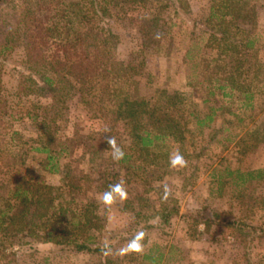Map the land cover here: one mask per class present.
<instances>
[{
    "label": "trees",
    "instance_id": "trees-1",
    "mask_svg": "<svg viewBox=\"0 0 264 264\" xmlns=\"http://www.w3.org/2000/svg\"><path fill=\"white\" fill-rule=\"evenodd\" d=\"M7 2L0 0V254L35 244L101 253L107 245H97V233L104 215L89 193L115 191L121 176L140 182L146 193L162 189L153 183L167 175L172 149L177 146L179 156L184 154L188 137L195 135L191 126L203 135L221 113L230 114L231 129H238L226 130L224 144L247 152L264 143L257 0H207L205 15L189 18L198 33L183 55L189 68L185 87L191 91L154 88L148 96L140 92L141 67L114 59L119 36L110 21L127 20L148 55H170L176 49L175 22L164 20L163 11L173 4L177 15H190L186 0H33L20 14L6 12ZM18 46L25 54V78L47 95L58 117L74 101L105 127L63 140L23 141L8 120L1 67ZM77 147L79 159L88 157V171L75 166L79 159L72 150ZM33 153L43 155L38 169L26 166ZM66 156L71 159L62 163ZM228 173L240 189L261 178L264 169ZM47 174H60L58 184H49ZM138 202L134 216L144 223L142 230L166 225L179 212L162 198L157 206L145 197ZM212 213L221 229L243 245L245 256L256 238H264V226L247 221L254 211L239 219ZM154 247L142 259L160 264L164 255Z\"/></svg>",
    "mask_w": 264,
    "mask_h": 264
},
{
    "label": "rangeland",
    "instance_id": "rangeland-1",
    "mask_svg": "<svg viewBox=\"0 0 264 264\" xmlns=\"http://www.w3.org/2000/svg\"><path fill=\"white\" fill-rule=\"evenodd\" d=\"M186 2L185 8L190 15H177L173 4L163 11L164 20L175 22L176 49L170 55H148L141 51L139 34L127 20L110 21L111 29L119 36L114 59L141 67L137 78L140 92L145 96L154 88L191 91L185 87L189 68L183 62V55L198 33L192 32L189 18L204 16L208 2ZM32 3L33 0H8L5 11L20 14ZM256 6L258 24L255 32L260 36L258 54L264 60V0H257ZM1 67L3 94L10 107L8 120L12 128L20 132L23 141L36 144L37 139L46 141L48 136L63 140L76 132L81 135L105 127L102 119L94 117L74 101H70L69 110L62 111V117H58L47 95L25 78L22 46L6 55ZM199 109L204 110L202 105ZM232 118L230 114L221 113L210 127L205 128L203 135L191 126L195 135L193 139L188 137L186 150L180 155L182 160L173 163L179 156V147L176 146L172 149L167 175L162 181L153 183L162 189L146 193L140 182H125L121 176L119 188L115 191L104 193L93 189L89 193L97 198L104 215L103 229L97 233V245H107L101 253L62 250L49 244L15 246L0 254V264H150L142 259V255L155 245L164 255L160 264H264V238H256L245 256L243 245L221 229L212 213L216 211L223 218L239 219L246 214L245 211H254L255 215L247 221L264 226V174L239 189L228 173L235 169H264V143L247 152L233 144H224L222 139L227 132L238 130L231 129L234 124L228 120ZM72 151L73 158L78 160L82 150L77 147ZM33 156L26 166L38 169V158L43 155L33 153ZM70 159L66 156L60 161L64 163ZM78 161L75 166L89 170L87 155ZM45 176L49 184H58L61 177L60 174ZM241 190H244L242 201L239 197ZM139 197L149 198V203L156 206L162 198L167 204L178 206L179 212L166 225L142 230L144 223L134 216V212L140 209Z\"/></svg>",
    "mask_w": 264,
    "mask_h": 264
},
{
    "label": "clouds",
    "instance_id": "clouds-1",
    "mask_svg": "<svg viewBox=\"0 0 264 264\" xmlns=\"http://www.w3.org/2000/svg\"><path fill=\"white\" fill-rule=\"evenodd\" d=\"M182 160V157L180 156H177L174 160H173V163H179L180 161Z\"/></svg>",
    "mask_w": 264,
    "mask_h": 264
}]
</instances>
